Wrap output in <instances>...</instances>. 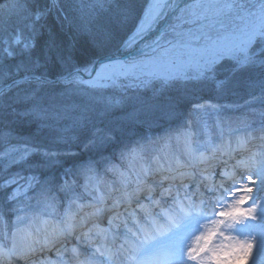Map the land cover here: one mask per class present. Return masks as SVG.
Wrapping results in <instances>:
<instances>
[{
	"label": "snow or ice",
	"instance_id": "snow-or-ice-1",
	"mask_svg": "<svg viewBox=\"0 0 264 264\" xmlns=\"http://www.w3.org/2000/svg\"><path fill=\"white\" fill-rule=\"evenodd\" d=\"M212 82L258 86L264 96V0H0V220L23 222L22 192H35L49 215L67 201L61 226L43 241L21 244L5 231L0 264L104 256V264H264V151L251 152L246 140L190 138V171L146 168L110 207L93 196L73 211L78 175L109 165L117 150L120 159L135 154L125 138L146 109L172 115L189 90ZM57 85L91 89V99L56 103ZM108 88L135 90L133 99L105 96ZM18 123L33 126L27 138H17ZM73 143L90 155L64 168ZM57 167L62 176L45 179L42 170ZM25 168L33 174L22 176Z\"/></svg>",
	"mask_w": 264,
	"mask_h": 264
},
{
	"label": "rangeland",
	"instance_id": "rangeland-1",
	"mask_svg": "<svg viewBox=\"0 0 264 264\" xmlns=\"http://www.w3.org/2000/svg\"><path fill=\"white\" fill-rule=\"evenodd\" d=\"M136 2L139 5L143 4L144 0H136ZM170 22H172L171 19L169 20V23ZM220 79H223V74H220L217 77V80ZM66 88H68L67 85L56 86V92L54 93L56 103L82 107L91 99L89 95L91 89L84 91L80 87L73 85L71 89L65 92L64 90ZM83 88H87V86H83ZM134 91L135 90H131L128 93H123L120 89L108 88L103 90L105 96L112 97L113 99L123 96L127 100L133 99ZM140 91L143 93L145 90L141 89ZM148 94L151 95L150 91ZM253 97H255V99H253ZM195 104L203 105V107L198 112L194 111L193 105ZM185 112L187 114L186 117L184 116ZM189 114H191V120H193V125L195 127V131L192 136V138L195 139V143H210L213 140V133H219L220 130L223 129L225 131H233L241 130L243 128L252 130L254 128H264V96H261L258 86H237L227 82L223 85L217 86L215 82H212L207 86L197 88L195 90H189L185 99L181 101L177 110L172 115H162L159 111L153 112L146 109L141 116L143 123L138 124L125 139V143H130L131 146L135 144V146H132L136 149L135 154H126L123 159H120L117 153V158L111 161L109 165L101 166L96 169L95 172H92V174H95L96 176L94 179L91 176H88L90 174L81 180L76 178V181L73 183L78 195L81 197L76 202H83L90 199L89 201H92L91 204H93V196L101 197L110 190L118 191L122 186H125L126 183L134 185L139 175L137 169L140 165L150 168L153 161L152 155L161 156L160 154H164L169 162L172 160L170 158V153L175 150H181V160L185 161L187 158L186 151L189 149V146L185 143L188 144L189 136L188 134L186 135L187 128H182L179 124L182 119L183 125L185 124V126H187V118ZM173 122H175V124L170 126ZM65 123L70 124L71 120H67ZM23 125L28 126L27 123ZM205 126H207L208 135L204 134ZM156 127H163V129L159 131V135H162L163 137L161 140L160 136H157V133L155 132L157 129ZM219 134L221 135V133ZM29 135L30 134L28 133L25 135L18 132L17 138L23 139L27 138ZM216 136L217 135L214 134V140L217 139ZM256 138L260 140L261 136H256ZM260 151H264V146L262 148L259 147L257 153ZM79 155H84L83 157L86 159L90 153L86 155V151L82 146H76L73 143L71 147L62 155V163L63 157L65 158V156H69L68 158L71 160V163L65 166L63 164L64 168L71 167L74 161L81 159L79 158ZM47 170L50 171L52 169H45L48 173ZM19 171L22 176L33 174V171L27 168ZM62 172L63 169L59 167L54 168V171L49 174L51 177H48L47 174L45 179H51L53 176L59 179L62 176ZM34 174L39 180L41 173L35 172ZM0 176H5V173L0 171ZM69 179L71 180L72 178L69 177ZM86 184L88 185L87 190L85 189ZM33 187H35V185H33ZM61 196H63V194H61ZM109 196L112 197L111 194H109ZM35 197V192H28L26 194L22 192L20 195V202L17 205V207L21 210L20 214L25 213L23 218L24 220H22L25 223L27 222V225L30 224V222H35L34 224H36L49 217L54 220H57L58 218L60 220L64 219L63 207L67 206L66 200H61L63 207L58 209L57 215H49L48 212L43 211L42 203L39 205L37 204V199ZM3 198V194L0 193V200ZM10 216L12 219L16 217L15 214H10ZM62 217L63 219H61ZM11 218L9 217L7 219L0 220V240H2L3 233L5 231L10 230L16 233V231H18L16 230V226L21 224L23 225V222H12L10 223L11 225L4 226V221L7 222L8 219L12 220ZM104 220L106 219L104 218ZM72 246V244H69L68 247L71 248ZM83 247L84 246H82V248ZM91 250L92 249H89V254H91ZM105 260H107V256L101 257L98 264H104ZM72 264H76V261L73 260ZM248 264H251V260Z\"/></svg>",
	"mask_w": 264,
	"mask_h": 264
},
{
	"label": "bare ground",
	"instance_id": "bare-ground-1",
	"mask_svg": "<svg viewBox=\"0 0 264 264\" xmlns=\"http://www.w3.org/2000/svg\"><path fill=\"white\" fill-rule=\"evenodd\" d=\"M237 125V124H236ZM187 134H188V144L185 143L187 146H189V143L191 142L190 138H192L193 133L195 131V127L193 125V120H191V114H189L188 118H187ZM157 128V127H156ZM155 128V129H156ZM163 129V127H159L156 129V131ZM221 133V135L219 134ZM219 133H213V140L209 143L211 146H216L219 145L220 143H223L225 145L231 143L234 147L237 145V143L242 142V141H247V145L246 147L253 153H257V150L260 148H262L264 146V132L261 131V128L256 129L254 128L252 129H243V130H237V131H225L220 130ZM214 134H216V140H214ZM257 137L261 136V139L259 140ZM260 141V143H259ZM197 143V142H196ZM163 151V150H162ZM201 151H203V149H201ZM171 156L170 158L172 160H170L169 162L167 161V157L164 154H160L159 155H152V163H151V167L153 170H157L160 168H180L183 170H188L190 171V169L187 167L188 164H190L192 162V155L190 154V149H188L186 151V155L187 158L185 159V161L181 160V150H175L173 152L170 153ZM207 154V153H206ZM184 158V157H182ZM172 161V163H171ZM147 167H143V166H139V168L137 169L138 174L140 177L143 176V171L144 169H146ZM134 186V185H133ZM104 188V187H103ZM124 188V186H122L119 191H122ZM108 193V194H107ZM109 194L112 195V197H114L115 195L118 194V191H108L105 194H103V196L108 197L109 199H106L104 201V204L107 206H111L110 205V199L112 198L111 196H109ZM90 200V199H89ZM83 201V202H76V205L73 206V211L77 210V206L84 204V205H90L92 201ZM92 200V199H91ZM65 208V207H64ZM64 211V210H63ZM87 211H92L91 208L87 209ZM64 213V212H63ZM108 214H105V217ZM63 219V217L61 218ZM104 221V220H103ZM35 223V222H34ZM33 222H30V224L27 225V222H23V225H18L16 226V240L18 243L24 244V243H31L33 240H40L43 241L45 235L47 236H52L56 233V231L58 230V228L61 226V220H54L53 218H47V219H43V221H39L38 223L34 224ZM26 224V225H25ZM101 227L105 228L104 226L100 225ZM106 226L107 223H106ZM19 235V236H18ZM74 246V245H73ZM119 245H117L118 247ZM50 258L55 260L56 259V255L55 252L50 254Z\"/></svg>",
	"mask_w": 264,
	"mask_h": 264
},
{
	"label": "trees",
	"instance_id": "trees-1",
	"mask_svg": "<svg viewBox=\"0 0 264 264\" xmlns=\"http://www.w3.org/2000/svg\"><path fill=\"white\" fill-rule=\"evenodd\" d=\"M85 2H86V0H85ZM3 123H5V124H7V122L5 121V122H3ZM173 125V124H172ZM16 126V128H17V130H18V132L19 133H21V134H30V129L33 127L32 125H21V124H16L15 125ZM126 139V138H125ZM118 153V152H117ZM81 154V153H80ZM86 155H88V152L86 151ZM84 156V155H83ZM82 155H79V158H84ZM89 156V155H88ZM69 157V156H68ZM67 156H65V158L63 157V164H64V166L65 165H67V164H69V163H71V160L68 158ZM70 160V161H69ZM44 173H45V176L48 174V177H51V176H49V174L51 173V172H53L54 171V169H52V170H50V171H48V173L45 171V169H43L42 170ZM95 172V171H94ZM94 174H92V173H90V175H88V176H93ZM77 178L79 179V180H81V179H83V178H86V176L84 175V174H80V175H78L77 176ZM23 215V213L22 214H20V216H22Z\"/></svg>",
	"mask_w": 264,
	"mask_h": 264
}]
</instances>
